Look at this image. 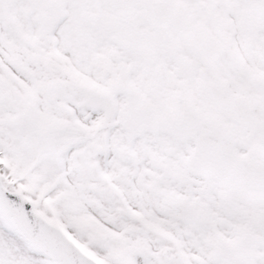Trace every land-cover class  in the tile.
<instances>
[{
  "label": "snow or ice",
  "instance_id": "6c2138e0",
  "mask_svg": "<svg viewBox=\"0 0 264 264\" xmlns=\"http://www.w3.org/2000/svg\"><path fill=\"white\" fill-rule=\"evenodd\" d=\"M0 264H264V0H0Z\"/></svg>",
  "mask_w": 264,
  "mask_h": 264
}]
</instances>
